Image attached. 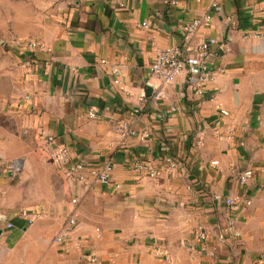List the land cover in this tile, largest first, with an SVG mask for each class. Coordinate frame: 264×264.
I'll use <instances>...</instances> for the list:
<instances>
[{
	"label": "crops",
	"instance_id": "obj_1",
	"mask_svg": "<svg viewBox=\"0 0 264 264\" xmlns=\"http://www.w3.org/2000/svg\"><path fill=\"white\" fill-rule=\"evenodd\" d=\"M169 1L0 0V264H264V0ZM209 38L202 95L150 73Z\"/></svg>",
	"mask_w": 264,
	"mask_h": 264
},
{
	"label": "built area",
	"instance_id": "obj_2",
	"mask_svg": "<svg viewBox=\"0 0 264 264\" xmlns=\"http://www.w3.org/2000/svg\"><path fill=\"white\" fill-rule=\"evenodd\" d=\"M171 5H176L179 0H170ZM208 18V17H206ZM199 20L193 19L184 25V38H188L192 35L199 25ZM144 27H148V23L144 22L142 24ZM215 42V39L209 38L206 41L201 42L197 45L192 53L183 52V50H177L174 48L159 50L153 56L149 64L150 73L155 76L161 83L171 82L177 75L182 71H186L188 74V86L193 90L196 95H202L204 83L209 80L214 75V69L205 67V59L210 55V45ZM27 47L31 51H48L49 48L39 44L35 40H31L27 43ZM25 65H30L31 61L27 60ZM47 63V61L45 62ZM218 69V68H217ZM159 96V93L156 97ZM96 116L94 111L89 110L86 114V118H94ZM112 123L121 133H126L129 135H134L135 132L128 128L125 123L120 120L113 119ZM51 159L57 164H64L65 174L69 177H74L79 180H83L84 176L81 174V170L85 167L84 162H73L69 159V154L67 148L63 147L56 151L51 152ZM169 166L173 167L175 164L168 159ZM212 163H215L213 161ZM111 163L109 161L104 162L101 169L94 171L93 174L98 182L102 185H109L111 181ZM132 168L135 171H145L150 176L155 174L153 168L149 167L145 162L141 160H136L132 164ZM253 173L251 169H246L238 175L239 182L244 185L252 177ZM235 197H226L225 203L229 205L235 204ZM76 200L72 199L74 203ZM75 224L73 217L68 219L65 233L57 237V240H61L71 227ZM12 224L6 222V227L10 228ZM196 236L200 239L205 238V232L201 226L198 227Z\"/></svg>",
	"mask_w": 264,
	"mask_h": 264
},
{
	"label": "rangeland",
	"instance_id": "obj_3",
	"mask_svg": "<svg viewBox=\"0 0 264 264\" xmlns=\"http://www.w3.org/2000/svg\"><path fill=\"white\" fill-rule=\"evenodd\" d=\"M0 53L3 55V52H8V49L6 48V46H4V45H2V44H0ZM13 67L14 66H11V71H12V69H13ZM1 75H2V71L0 70V77H1ZM5 81H0V93H2L3 92V90L6 88L5 87ZM2 116L0 115V123L2 122Z\"/></svg>",
	"mask_w": 264,
	"mask_h": 264
}]
</instances>
